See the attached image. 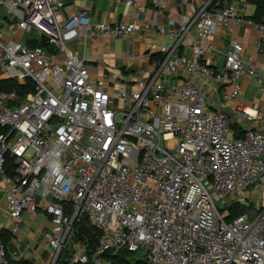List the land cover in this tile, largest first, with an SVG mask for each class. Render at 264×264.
I'll return each instance as SVG.
<instances>
[{"label": "built area", "instance_id": "built-area-1", "mask_svg": "<svg viewBox=\"0 0 264 264\" xmlns=\"http://www.w3.org/2000/svg\"><path fill=\"white\" fill-rule=\"evenodd\" d=\"M10 1L22 12L11 27L37 32L40 43L5 39L0 19V170L10 218L41 210L63 229L48 234L56 257L87 218L100 232L96 264L122 250L142 252L145 264H264V127L236 137L225 112L256 65L236 40L220 51L221 65L210 56L222 24L264 31L248 2L201 0L185 14L188 0H155L149 21L112 23L93 22L85 8L69 15L63 0ZM171 3L182 20L170 18L175 27L166 32L158 13ZM154 27L171 42L127 84L93 77L88 58L70 47L83 35L142 36ZM13 78L33 88L8 89ZM232 109L264 119V107ZM78 246L70 263L87 264V245ZM0 264L28 263L13 262L0 236Z\"/></svg>", "mask_w": 264, "mask_h": 264}, {"label": "crops", "instance_id": "crops-1", "mask_svg": "<svg viewBox=\"0 0 264 264\" xmlns=\"http://www.w3.org/2000/svg\"><path fill=\"white\" fill-rule=\"evenodd\" d=\"M66 4L65 11L71 15L80 9H88L93 22L107 21L119 22L122 20H133L136 18L142 21H149L154 15L156 8L155 0H134L135 4L129 5L127 0H63ZM190 7L187 6L184 13H191L193 6L201 0H188ZM248 6L246 11L253 18L256 12V4L246 0ZM138 6L141 10L138 11ZM182 13L177 10L174 4H169L167 8L158 13V19L164 23L166 32L173 29L175 24L182 20ZM22 16V12L14 7L10 0L0 8V19L5 23V39H16L29 42L31 45L36 43L37 36L25 38L21 30H14L11 26L13 21H17ZM174 19L175 24L170 23L169 19ZM260 32L247 24L235 25L222 24L213 38L216 63L222 64L223 57L220 53L230 41H238L244 44L247 53L253 56L256 65L257 75L243 77L242 85L244 93L236 100H229V107L225 112L230 116L233 124L239 125L243 130L248 127L245 121L232 109L234 104H243L248 111L253 112L264 107V40ZM261 40L260 47L257 41ZM171 42L167 33L160 34L156 28H151L142 36H128L123 38L109 37L105 35H83L70 43L72 49H79L81 53L90 61V71L93 77L101 78L105 75L107 80L118 78L122 83L127 84L134 81L137 76L145 74L150 70L152 54L162 45ZM42 44V43H41ZM156 46L154 49L153 46ZM253 97L250 99V97ZM250 109V110H249ZM259 121H256L258 123ZM232 124V126H233ZM255 125V124H254ZM258 127L259 125L249 126ZM238 127V126H237ZM237 127L233 126L235 132ZM10 189V184L3 180V173L0 170V229L10 232V239L6 246L8 255L13 262H26L29 264H71L70 259L59 260L49 243V235L61 236L63 229L57 228L41 210L33 212L25 209L19 220L10 218L9 207L5 198V193ZM74 243L76 250H79L78 243ZM69 261V262H68ZM81 264V263H74ZM87 264H96L89 262ZM99 264H112V260L103 257Z\"/></svg>", "mask_w": 264, "mask_h": 264}, {"label": "trees", "instance_id": "trees-1", "mask_svg": "<svg viewBox=\"0 0 264 264\" xmlns=\"http://www.w3.org/2000/svg\"><path fill=\"white\" fill-rule=\"evenodd\" d=\"M251 2L256 4V12L253 16V19L255 21H263L264 20V0H250ZM38 40H36L35 44H38ZM32 44V45H35ZM40 44V43H39ZM44 46V45H42ZM44 47H46L49 50H52L51 46L45 45ZM157 53H154L153 56H156ZM29 79H27V84H21L17 79L13 78L9 81L7 88L8 89H16L17 91H19L20 93H24L26 92L27 89L29 88H33V83L31 81H28ZM233 126L237 127V130L235 132L236 137H240L243 135L244 130L239 127V125L237 124H233ZM5 168L6 170L10 173V169H11V165L10 162L7 161L5 164ZM241 209L238 210H234L235 215L243 212L246 208L245 207H240ZM99 229L96 228L95 226L91 225L89 223V220L87 218H82L81 221H76L74 224V228H73V234L70 238V240L72 239L76 241H73L75 243H83L87 245V253L90 255V261L89 262H93L91 259V255L97 245V241L99 238ZM0 236L3 238V240L8 243L11 235L10 232H8L6 229H0ZM69 245V242L67 243ZM67 247V245L62 249L60 256H59V260L64 257V249ZM132 252L127 251V250H122L120 252H118L117 254H111V252H107L105 254L104 257H108V259H111L114 263H118V264H130V262L127 259L128 254H131ZM72 256V255H71ZM69 262V261H68ZM88 262V263H89ZM29 264V263H28ZM134 264H145V261L137 258L134 261Z\"/></svg>", "mask_w": 264, "mask_h": 264}, {"label": "rangeland", "instance_id": "rangeland-1", "mask_svg": "<svg viewBox=\"0 0 264 264\" xmlns=\"http://www.w3.org/2000/svg\"><path fill=\"white\" fill-rule=\"evenodd\" d=\"M32 34L36 35V36L38 35V33L35 32V31L32 32ZM32 34H25V38L30 37ZM252 98L253 97L251 96L250 99H252ZM256 121H259V122L256 123ZM245 124L248 127L249 126H255V125H259L261 127H264V119H262V118L261 119L253 118L252 120L245 121ZM252 201H254V200H252ZM218 204L221 205V202L219 201ZM76 239L77 238H75V240H73V241H76ZM73 241L71 239L70 242H69V245L67 244V247L64 249V257H66V258L70 257L76 251L75 247L73 246L74 245ZM78 244H80V242ZM142 254L143 253L140 252V251H138V252H136L134 254L131 253V254H128L127 259L130 262V264H134L135 259H137L138 257L142 256ZM112 264H118V263H114L112 261Z\"/></svg>", "mask_w": 264, "mask_h": 264}, {"label": "water", "instance_id": "water-1", "mask_svg": "<svg viewBox=\"0 0 264 264\" xmlns=\"http://www.w3.org/2000/svg\"><path fill=\"white\" fill-rule=\"evenodd\" d=\"M41 43H42V45H48V36L47 35H45V34H41ZM58 256H59V254H58ZM58 256H57V258H58Z\"/></svg>", "mask_w": 264, "mask_h": 264}, {"label": "bare ground", "instance_id": "bare-ground-1", "mask_svg": "<svg viewBox=\"0 0 264 264\" xmlns=\"http://www.w3.org/2000/svg\"><path fill=\"white\" fill-rule=\"evenodd\" d=\"M250 110V109H249ZM248 112H253L252 110L248 111Z\"/></svg>", "mask_w": 264, "mask_h": 264}]
</instances>
